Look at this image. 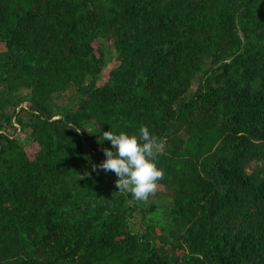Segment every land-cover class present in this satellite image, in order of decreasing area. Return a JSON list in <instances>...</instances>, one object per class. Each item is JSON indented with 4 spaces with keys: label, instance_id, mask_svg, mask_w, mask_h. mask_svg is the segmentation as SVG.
I'll list each match as a JSON object with an SVG mask.
<instances>
[{
    "label": "trees",
    "instance_id": "16d2710c",
    "mask_svg": "<svg viewBox=\"0 0 264 264\" xmlns=\"http://www.w3.org/2000/svg\"><path fill=\"white\" fill-rule=\"evenodd\" d=\"M140 125L165 204L92 170ZM0 264H264V0H0Z\"/></svg>",
    "mask_w": 264,
    "mask_h": 264
},
{
    "label": "clouds",
    "instance_id": "9594fccd",
    "mask_svg": "<svg viewBox=\"0 0 264 264\" xmlns=\"http://www.w3.org/2000/svg\"><path fill=\"white\" fill-rule=\"evenodd\" d=\"M97 134L99 142L107 140L111 147L102 149L105 158L99 164L94 163L92 170L113 172L118 191L130 193L139 201L147 200L164 175L156 165V159L164 152L163 142L144 125H140L135 134L111 130Z\"/></svg>",
    "mask_w": 264,
    "mask_h": 264
},
{
    "label": "rangeland",
    "instance_id": "374dc122",
    "mask_svg": "<svg viewBox=\"0 0 264 264\" xmlns=\"http://www.w3.org/2000/svg\"><path fill=\"white\" fill-rule=\"evenodd\" d=\"M94 46L98 48L99 46L102 47V49L105 52V57H106V69H109L113 66L115 59L113 57L112 50L110 48V42L108 40H103L102 43L95 42ZM196 88V81L192 83L191 86V91H194ZM27 95V90H21L19 94L17 95V98H20V105L18 107H26V102L24 101V97ZM75 91L74 89H69L66 93L62 95H58L54 98V105L55 109H61L63 107H66L67 105L70 104L71 100L74 98ZM16 138H18L19 142H21L28 154L29 157H32L35 150L36 146L30 141V138L28 136V132L25 130H20V132L15 133ZM167 201H169L168 197L164 193V189L162 186L157 185L155 191L150 194V197L145 201L146 206L150 204H165ZM166 218L161 217V216H156L152 219L149 220H142L141 212L136 211L134 214V217L132 218L131 225L133 226V229L137 232H140L143 230L144 226L148 222H165Z\"/></svg>",
    "mask_w": 264,
    "mask_h": 264
}]
</instances>
